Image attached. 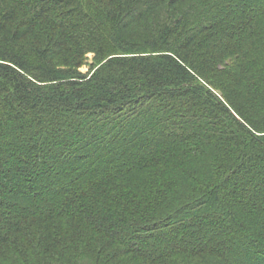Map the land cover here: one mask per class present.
I'll return each mask as SVG.
<instances>
[{"label": "trees", "instance_id": "16d2710c", "mask_svg": "<svg viewBox=\"0 0 264 264\" xmlns=\"http://www.w3.org/2000/svg\"><path fill=\"white\" fill-rule=\"evenodd\" d=\"M0 264H264V0H0Z\"/></svg>", "mask_w": 264, "mask_h": 264}, {"label": "rangeland", "instance_id": "374dc122", "mask_svg": "<svg viewBox=\"0 0 264 264\" xmlns=\"http://www.w3.org/2000/svg\"><path fill=\"white\" fill-rule=\"evenodd\" d=\"M92 58V57H91ZM81 72H83V73H87L88 72V68L87 67H83L82 69H81Z\"/></svg>", "mask_w": 264, "mask_h": 264}]
</instances>
